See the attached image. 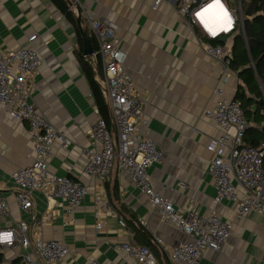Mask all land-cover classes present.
Returning <instances> with one entry per match:
<instances>
[{
  "label": "crops",
  "instance_id": "0c3cea01",
  "mask_svg": "<svg viewBox=\"0 0 264 264\" xmlns=\"http://www.w3.org/2000/svg\"><path fill=\"white\" fill-rule=\"evenodd\" d=\"M80 2L82 25L91 40L89 18L104 17L118 25L117 33L128 54L127 69L143 100L147 119L143 132L165 152L164 161L150 169L155 189L169 197L181 214L191 210L208 216L217 211L233 224L222 249L206 250L199 264H264V215L250 212L239 217L237 203H215L217 191L207 172L214 157L207 146L222 132L206 111L220 98L219 89L223 97L235 98L238 88L246 87L240 73L247 66L231 65L226 72L231 76L225 82L224 68L207 55L197 33L190 30L185 16L174 5L163 3L155 8L154 0ZM77 28L51 0H0L1 49L17 50L30 36L39 35L34 45L42 62L33 80L32 102L73 142L68 148L55 144L51 170L89 187L84 202L73 213L66 201H59V206L48 212L40 192L33 193L31 212L21 209L11 175L34 160L33 140L29 123L17 121L7 107L0 105V191L9 202V213L0 216V230L27 221L33 242L37 238L63 242L70 253L56 264H87L90 259L101 264H138L127 252L117 249L129 240L148 245L160 264H171L169 249L188 238L174 225L162 222L130 173L114 167L110 177L102 181L84 172L86 149L101 145L90 134L98 118V106L80 61L84 44L81 47ZM240 36L231 38L228 47L241 60ZM91 63L100 78L101 60L91 58ZM249 109L246 118L251 129L244 141L258 146L264 139L260 129L264 117L258 114L261 117L257 119L255 105ZM71 164L74 169L69 171ZM180 181L188 187L179 188ZM120 218L127 227L120 225ZM41 219H45L43 225ZM99 221L101 229H97ZM156 236L164 245L155 241ZM22 252L2 249L0 264H24Z\"/></svg>",
  "mask_w": 264,
  "mask_h": 264
},
{
  "label": "built area",
  "instance_id": "2783aa9c",
  "mask_svg": "<svg viewBox=\"0 0 264 264\" xmlns=\"http://www.w3.org/2000/svg\"><path fill=\"white\" fill-rule=\"evenodd\" d=\"M70 7L78 17H83L80 0H69ZM244 2L247 0H154L157 8L163 3L174 5L185 16L187 26L197 33L207 55L225 70L226 82L231 76L233 54L228 47L229 40L241 34L248 48L244 27ZM213 5L216 16L222 18L219 28L213 29L208 19ZM211 17V16H210ZM96 49L92 59H100L103 74L100 77L105 97L110 108V122L98 115L90 134L101 148H87L84 172L102 181L107 180L114 167L130 173L133 182L142 194L147 196L151 206L160 214L162 222L172 224L183 231L187 240L169 249L171 264H199L206 250L219 251L230 238L233 224L217 211L201 216L195 211L179 213L173 201L159 193L153 186L150 169L164 161L165 152L143 128L147 125L143 100L137 93L136 83L127 69L128 54L123 49L118 35V25L104 17L89 18ZM38 34L28 38L27 44L17 50L4 51L0 47V105L7 107L17 121L28 122L33 140L34 160L30 165L12 173L17 193V203L21 209L31 212L33 193L40 192L47 201V211L52 212L59 201H66L69 211L75 212L84 202L89 187L68 176H59L51 170L50 161L54 156V146L63 148L72 145V139L42 114L32 102L33 80L41 65L42 58L34 45ZM225 37V41L221 39ZM220 98L206 115L215 119L221 135L211 139L207 149L214 154L208 167V174L214 182L217 195L215 203L224 200L237 203V214L243 217L250 212L264 215V139L258 146L247 145L246 132L250 127L241 104L234 98ZM264 133V120L260 126ZM74 169L71 164L69 171ZM178 187L188 185L180 181ZM9 213V202L0 191V216ZM96 215L100 217V213ZM41 225L45 219L40 220ZM122 227H127L120 218ZM146 224V222H144ZM102 222L97 223L101 229ZM29 222L21 221L12 228L0 230V251L5 248L23 249L24 264H56L64 260L70 249L63 242L37 238L32 241ZM161 246L164 242L155 237ZM127 252L138 264H160L152 249L133 240L117 246ZM87 264H101L90 259Z\"/></svg>",
  "mask_w": 264,
  "mask_h": 264
},
{
  "label": "trees",
  "instance_id": "16d2710c",
  "mask_svg": "<svg viewBox=\"0 0 264 264\" xmlns=\"http://www.w3.org/2000/svg\"><path fill=\"white\" fill-rule=\"evenodd\" d=\"M51 1L77 28L78 16L71 9L70 1ZM243 16L248 48L243 36H240L239 39L242 43L243 59L240 60L238 56H233L232 67L237 68L239 65L247 66L244 67L240 73L246 87L241 85L234 99L241 104L246 114L245 116L250 113L249 107L255 105V114H257L258 119L261 117L258 116V114L264 117V0H247ZM77 32L79 34L81 47H83V39L78 28ZM92 43L94 49H96L94 37H92ZM80 61L92 85L93 94L101 115L107 122H110V108L100 84L98 71H96L92 65L91 59L86 57L82 52L80 54ZM97 65L99 68V63ZM254 102H256V104H253ZM250 129L251 128H248L247 132H249ZM246 140L248 141V138H246ZM253 144L257 145L255 142Z\"/></svg>",
  "mask_w": 264,
  "mask_h": 264
},
{
  "label": "water",
  "instance_id": "95a60500",
  "mask_svg": "<svg viewBox=\"0 0 264 264\" xmlns=\"http://www.w3.org/2000/svg\"><path fill=\"white\" fill-rule=\"evenodd\" d=\"M77 24H78L79 30L81 31L83 40H84V51H83V53L85 56H89L94 51V46H93L91 37H90L88 31L83 27L81 17H78ZM221 41H225V37H223L221 39Z\"/></svg>",
  "mask_w": 264,
  "mask_h": 264
},
{
  "label": "bare ground",
  "instance_id": "6f19581e",
  "mask_svg": "<svg viewBox=\"0 0 264 264\" xmlns=\"http://www.w3.org/2000/svg\"><path fill=\"white\" fill-rule=\"evenodd\" d=\"M209 15L211 16H208V19H210V23H216L217 25L216 26H214V25H211L212 26V28L213 29H217V28H219V26H220V22H221V20H222V18L221 17H219V16H216V13H215V11L213 10V5L210 7V9H209Z\"/></svg>",
  "mask_w": 264,
  "mask_h": 264
},
{
  "label": "snow or ice",
  "instance_id": "6c2138e0",
  "mask_svg": "<svg viewBox=\"0 0 264 264\" xmlns=\"http://www.w3.org/2000/svg\"><path fill=\"white\" fill-rule=\"evenodd\" d=\"M215 2H216V3H219V2H220V0H215Z\"/></svg>",
  "mask_w": 264,
  "mask_h": 264
},
{
  "label": "rangeland",
  "instance_id": "374dc122",
  "mask_svg": "<svg viewBox=\"0 0 264 264\" xmlns=\"http://www.w3.org/2000/svg\"><path fill=\"white\" fill-rule=\"evenodd\" d=\"M246 6V2H244V7Z\"/></svg>",
  "mask_w": 264,
  "mask_h": 264
}]
</instances>
